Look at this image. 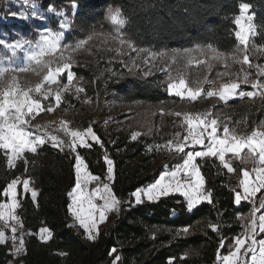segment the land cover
Returning a JSON list of instances; mask_svg holds the SVG:
<instances>
[{"label": "trees", "instance_id": "trees-1", "mask_svg": "<svg viewBox=\"0 0 264 264\" xmlns=\"http://www.w3.org/2000/svg\"><path fill=\"white\" fill-rule=\"evenodd\" d=\"M47 9L69 8L76 4L71 38H85L106 18L108 5L121 8L127 18L123 28L137 47L155 50L190 48L197 43H211L217 50L231 52L237 45L235 16L239 4L248 3L258 26L253 37L257 46H264V0H36ZM115 76L98 81L116 101L132 103L145 101L159 103L173 98L167 92L163 75L155 73L144 77L129 74L116 67ZM78 75L91 79L89 71L75 68ZM94 93V90H91ZM231 102L230 105H234ZM100 143L91 147H78L88 170L104 179L107 172L105 157L113 161L112 189L121 204L119 215H110L100 226L94 241L86 238L69 210V193L75 187V154L49 144L38 148L37 153H26L10 167L4 151L0 149V203L3 191L13 179H30L38 195L34 201L31 192L21 197L18 215L24 227L33 232L26 242L24 253L16 259L22 264H217L220 255L227 254L228 244L243 231L238 217L248 213L251 201L234 203L239 191L242 167L229 173L215 157L197 159L206 182L205 190L212 193V203L201 202L189 211L183 195L178 193L146 198L137 204L133 193L150 185L162 169L154 170L159 152L152 138L141 136L133 141L129 135L105 133L94 126ZM149 146H152L151 149ZM41 160L39 163L36 161ZM203 223V224H201ZM211 224L220 226L213 231ZM41 228H48L52 238L42 241ZM187 228V232L182 229ZM1 230V225H0ZM180 233V234H178ZM221 238L225 239L220 248ZM115 248L116 252L111 250ZM63 253V255H61ZM13 255L6 243H0V264H9Z\"/></svg>", "mask_w": 264, "mask_h": 264}, {"label": "snow or ice", "instance_id": "snow-or-ice-1", "mask_svg": "<svg viewBox=\"0 0 264 264\" xmlns=\"http://www.w3.org/2000/svg\"><path fill=\"white\" fill-rule=\"evenodd\" d=\"M25 6H28L31 17L46 19L45 15L40 12L37 7L36 0H22ZM73 8L77 5L73 4ZM250 5L248 3L239 4V14L235 16V24L238 26L235 31V38L239 41L243 48L237 49V52H243L242 59L237 62L247 64L249 68H255L256 78L252 79V73L244 71L239 82L233 80L228 83H223L218 90L207 92L208 97L218 96L221 101L227 102L229 98L234 96L239 97H255L257 95L264 98V65L259 63L253 64L249 60V53L255 57L264 56V46H257L254 42L250 46V37L258 34V26L254 23V16L249 13ZM48 13H55L58 17L63 19L58 21L59 28L70 29L71 21L68 20L64 12L58 11L55 7H49ZM13 16L17 13L13 12ZM20 18L27 19L28 11L19 13ZM106 19L113 25L118 26L116 34L106 37L117 43L115 52L118 55L126 54L122 50H131L140 54L151 56L153 60L161 59L165 63L169 60L176 63L178 58H183L188 64H191L193 59H196L194 54L199 56H207L212 60H227V56L217 50L211 43H197L194 47L184 49L161 50L159 52H152L148 48L137 47L134 41L126 38L121 32V29L126 25L127 18L123 15L121 8L113 10L108 8ZM260 34L264 35V26H259ZM65 31H54L50 27H45L38 32L36 40L17 39L15 42H8L4 38H0V46L7 51L8 55L0 57V149L4 150L8 165L14 167L18 159L24 157L25 153H37L38 148L46 143H51L53 147L59 148L61 151L67 147L70 151L76 153L75 155V187L69 193L72 203L69 204V210L72 212L75 219L86 233L88 240L94 241L97 238L98 224L103 222L106 218V213L112 210H118L119 200L112 193L108 183L103 184V192L99 187L94 190V195L98 196L104 201L102 206L93 202L92 197H87V208H84V192L83 187H86L91 180H98V177L92 176L87 171V166L83 158L76 152L77 145L83 147H91L88 143L89 139L100 143L99 137L94 132L91 126L83 130H73L67 125V122H61V131L69 137V141L61 139L57 135H52L46 130H42L40 125L30 127L33 114L37 110L43 111L41 100L33 94H39L40 97L47 100L54 96L55 104L58 106L62 100V91L67 92L69 85L73 82V73L69 70L67 72L68 83L63 88L57 87L55 92L51 85L58 84V77L71 67V52L77 51L87 44L88 40L92 39L89 35L87 40H80L74 45L62 43L65 40ZM23 52V62H18V53ZM60 53L57 56V53ZM69 55L65 56L64 53ZM237 60V55L233 54L231 57ZM63 61L62 64L58 63ZM196 62L202 63L201 60L196 59ZM56 64L55 68L51 65ZM133 67H136V61H132ZM36 67L42 70H47L43 76V80L36 83L34 86L27 80L22 78L21 74H27L34 71ZM211 67V65H209ZM132 69L130 68L129 71ZM223 75V74H221ZM169 83L167 89L170 93H174L178 97L187 96L191 100H196L201 95L202 87H189L183 78H174L169 75ZM45 82L48 87H45ZM211 83V82H209ZM241 84L251 85L254 91H238ZM83 88H77L76 93L83 92ZM49 112L53 110L50 104L47 109ZM177 117L181 116L180 112H176ZM182 125L186 126V134L181 138L180 133H176L173 140L167 142V149L176 154H184L182 163L177 165L175 170L170 173H165L155 183L148 186L146 189H137L133 195L137 204L142 202V194L147 197L149 201L157 200L160 196H167L169 192L182 193L186 200V206L189 211L193 210L197 205L203 201L212 203V193L204 188V177L201 174L200 168L196 164L198 157H215L223 165L229 173L233 172L232 163L226 159L227 154H232L236 158H241V153L247 149V153L241 159V163H247L251 160L254 167L251 172L243 170V176L239 180L241 191H236L234 196V203L240 205L241 201H249L255 197L260 189H264V122L261 126L254 129L249 135H241L235 128H229L227 125L223 127L222 134H218L219 123L216 118H212L211 112L199 113L196 115L185 113L183 115ZM210 129V130H209ZM140 135L139 132H133L131 139L135 141ZM207 139V143L205 140ZM203 146L202 151L189 150L185 153V149L190 146ZM152 146H149L151 149ZM159 147V146H157ZM107 164L108 179H113V161L105 157ZM181 173L184 174V179H180ZM254 173V178L252 177ZM168 177V182L165 183V178ZM19 178L13 179L8 183L5 194L11 197L10 203L0 204V219L14 220L19 223V217L15 215V209L18 207L17 202V184ZM23 188L25 192H31V198L35 201L38 195L37 191L29 186V180L23 181ZM264 209V197L259 201V207H253L248 217L240 216L243 222V231L236 235L232 242L228 244V251L225 255H220L218 251L217 260L221 264H264V238L257 239L259 233H264V214L257 216V212ZM98 213V217L97 214ZM213 231L219 232L220 226L211 224ZM188 229H182V232H187ZM13 249L12 254L19 256L24 252V236L21 233L20 237L16 236L17 228H11ZM180 234V233H178ZM52 232L48 228H41L39 238L42 241H48L52 238ZM8 239L5 232L0 230V243ZM225 239L221 238L220 248H224ZM18 240V242H17ZM113 253L116 249L111 250ZM63 255V253H61ZM120 259L116 256L113 264ZM169 264H174V259L169 258Z\"/></svg>", "mask_w": 264, "mask_h": 264}, {"label": "rangeland", "instance_id": "rangeland-1", "mask_svg": "<svg viewBox=\"0 0 264 264\" xmlns=\"http://www.w3.org/2000/svg\"><path fill=\"white\" fill-rule=\"evenodd\" d=\"M36 4L40 12L45 15L46 19L41 20L39 18L31 17L28 6H25L22 3V0H0V38H4L8 42H15L20 38L30 39L34 41L38 38V32L40 30H43L45 27H50L54 31H65V40L62 41V43L74 45L80 40H87L89 35L85 38L79 39L71 38L68 36V32H70L72 29L73 15L76 12L77 7L73 8L71 5L69 8L66 7L57 9L60 12H64L68 20L71 21L70 29H61L59 28L58 21L63 18L58 17L55 13H48V8H41L39 2L37 1ZM22 11L29 12V16L27 19L20 18L19 13ZM13 12L17 13V15L13 16ZM248 14L253 15L251 7ZM117 27L118 26L113 25L109 20L105 18V20L95 29V31L90 34L92 36V39L88 40L87 44L79 50L71 52L72 59L70 69H66L60 75V77H58L57 85H51L54 92L57 87L62 89L63 86L68 83L67 72L70 70L73 73V82L71 85H69V90L67 92L62 91V100L58 106L55 104L54 96L49 97L47 100H45L43 99V97H40L39 94H33L41 100L43 111L37 110V112L33 114V117L30 118V127L40 125L42 130H46L52 135H57L65 141H69L70 138L60 130L61 122H67L68 127L73 130H83L91 126L95 133L96 131L94 126H97L107 134L108 132H110L111 134L119 136L129 135L131 137L133 132H139L140 135L137 137V139L141 136L152 138L154 140L153 146L159 152V157L155 163L154 170L162 169V172L156 179L157 181L166 172L170 173L171 171L175 170L177 165L182 163L184 154L178 155L175 152L169 151L166 145L169 140H173L175 138L176 133H180L181 138L186 134V126L182 125L183 115L185 113L196 115L199 113L211 112L212 118H216L219 123L218 134H222L223 127L227 125L229 128H235L241 135H249L254 129H257L259 126H261V122H264V98H261V96L259 95L255 97H239L237 95L236 98H234L230 102L221 101L218 96H207L208 91L218 90L219 86L223 83H228L233 80L239 82V78H242L244 71L252 73V79L256 78L255 68H249L247 64H241L237 62L238 60L242 59L243 56L242 51L239 53L237 52L238 48H243V45H240L239 41L237 47L233 51H220L221 53L225 54V56H227L226 61L212 60L210 57L194 54L196 56V59L201 60L202 63L198 64L196 62V59H193L192 63L188 64L183 58H178L176 63H172L170 60L165 63L161 59L153 60L151 56H147L145 54H140L138 56L136 52L131 50H122L125 51L126 54L118 55L115 52V49L118 46L117 43L111 39H106V37L116 34ZM123 28L121 29V32L126 38H128L124 33ZM253 37L254 36L250 37V46L251 43H253ZM148 49H150L152 52L161 51L151 48ZM171 50L168 51L171 52ZM233 54L237 55V60H233L231 58ZM4 55H8V53L2 48V46H0V57ZM56 55L59 56L60 53L58 52ZM64 55L68 56L69 53L65 52ZM133 60L136 61V67H133ZM249 60L253 64L259 63L261 65H264V56H259L257 58L250 52ZM18 62H23L22 51L18 53ZM58 63L62 64L63 61H59ZM209 65H211V67H209ZM56 66L57 65L55 63L51 65L52 68H55ZM116 67L124 69L129 74L141 75L144 77L159 73L163 75L166 84L170 82L169 75L174 78H183L185 79V82L189 87L195 88L197 86H201L202 92L201 95L194 101L187 96L181 98L176 95H170L167 89L168 94L173 98L163 102H119L115 100V98L113 97L114 95L110 93L105 86H103L101 89L98 88L99 80H103L104 82V79L108 75H116ZM75 68H82L89 71L92 75L91 79L85 77L84 75H78V73L75 71ZM130 68L132 69L131 71H129ZM46 71L47 70H42L40 67H36L34 71H30L27 74L21 75L24 80L29 81L34 86L36 83H39L43 80V76L46 74ZM260 79L264 80V77H261ZM48 86V83L45 82V87ZM77 88H83L84 91L77 94ZM92 89L94 90V93L91 92ZM241 90L254 91L250 84H241V88L238 89V91ZM231 102H235V104L232 106L230 105ZM50 104L53 108L51 112L47 110ZM176 112H180L181 116L177 117L175 115ZM91 142L95 141L89 139L88 143L90 144ZM46 144L52 146L51 143ZM78 147H80V145H77L76 152L78 150ZM64 150H67L76 155V153L70 151L67 147H65ZM189 150L202 151L203 148L200 145L190 146L185 149V153ZM246 153L247 151L242 153L241 158L239 159H230L229 156H226V159L230 160L233 164L235 169L234 172L236 171V165L245 168L250 172L251 169L255 166L251 160H249L247 163H241V159ZM23 158L26 159L25 155ZM40 161L41 160H38L36 161V163H39ZM84 163L87 166L85 161ZM197 166L199 167L198 164ZM87 171L92 176L98 177L99 179L91 180L86 187H83L82 190L84 192L85 198L82 206L84 208H87V197H92L94 203L102 206L104 204V201L101 200L98 196L94 195V190L99 187L101 190V195H103V184L108 183L109 187L112 190V193L114 194L112 189L113 179H108L107 172L105 178L102 179L97 175H93L88 170V167ZM254 175L255 174L252 173L253 178ZM237 176L240 180L242 178V172H240V175ZM184 178V174L181 173L180 179L183 180ZM26 179L29 180L30 188L36 191V189L31 184L30 179ZM168 179L169 178L166 177L164 182L167 183ZM24 180L25 179L19 178L20 182L17 184L16 190L18 207L15 209V215L19 217V223L11 219H0L1 230L4 231L6 237H8V239L3 243H6L8 245L9 252L11 254L13 249V242L11 239L13 234L11 232V228L13 226L17 228L16 236L18 238L20 237L21 233H23L25 247L28 237L33 234V232L27 230L24 227L23 222L18 215V209L21 201L20 198L24 197L27 193L23 188ZM150 185L144 186L140 189H146ZM239 191L242 192L241 187ZM172 193L177 192H169V194ZM262 197H264V189H260V191L256 193L255 197H253L252 200L249 201L252 202V205L253 201H255V206L258 208L259 201ZM143 198L147 199V197L142 194L141 199ZM10 202L11 197L6 195L3 191V200L0 204ZM121 211V204L119 203L118 210L107 212L105 214V220L98 224V232L100 226L107 221L110 215H119ZM250 212L251 211L242 216L248 217ZM261 214L262 209L257 212V216ZM96 215L98 217V213ZM76 223L79 227H81L77 220ZM261 237L262 233H259L257 235V239H261ZM23 253L24 252H22L19 256H21ZM18 257L13 255V259L9 262V264H22L16 262V259ZM218 262L220 263V261Z\"/></svg>", "mask_w": 264, "mask_h": 264}, {"label": "crops", "instance_id": "crops-1", "mask_svg": "<svg viewBox=\"0 0 264 264\" xmlns=\"http://www.w3.org/2000/svg\"><path fill=\"white\" fill-rule=\"evenodd\" d=\"M169 94L171 95H175V94H173V93H170L169 92ZM234 98H236V96H234V97H231V98H229L228 99V101L227 102H230L231 100H233ZM205 143H207V139L205 140ZM202 148H203V146H202ZM204 150V149H203ZM245 151H247V149H245L242 153H244ZM242 153H241V155H242ZM229 156V158L230 159H233V158H236L235 156H233L232 154H227V157ZM204 158H206V157H198L197 159H204ZM237 159H239V158H237ZM197 161V160H196ZM200 167V166H199ZM232 167H233V169H234V166H233V164H232ZM235 170V169H234ZM243 170H246L245 168H242L241 169V172H242V176H243ZM200 171H201V168H200ZM234 172V171H233ZM201 174H202V172H201ZM203 176V175H202ZM205 181V180H204ZM205 184H206V182H205ZM182 195V194H181ZM259 206V205H258ZM253 207V206H252ZM252 209V208H251ZM251 211V210H250ZM262 214H264V209H262ZM261 238H264V233H262V237ZM225 255V254H224ZM216 263L217 264H221V262L219 263L218 262V260H216Z\"/></svg>", "mask_w": 264, "mask_h": 264}, {"label": "clouds", "instance_id": "clouds-1", "mask_svg": "<svg viewBox=\"0 0 264 264\" xmlns=\"http://www.w3.org/2000/svg\"><path fill=\"white\" fill-rule=\"evenodd\" d=\"M108 8H112L113 10H115V9H118L119 7H118V6H113V5H108V6L106 7V14H107V10H108Z\"/></svg>", "mask_w": 264, "mask_h": 264}]
</instances>
